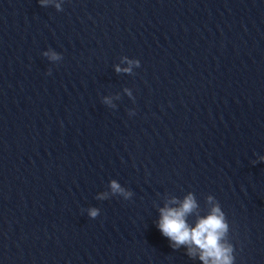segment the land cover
Listing matches in <instances>:
<instances>
[{
  "label": "clouds",
  "instance_id": "obj_1",
  "mask_svg": "<svg viewBox=\"0 0 264 264\" xmlns=\"http://www.w3.org/2000/svg\"><path fill=\"white\" fill-rule=\"evenodd\" d=\"M62 2V0H61ZM41 6H47L54 3V0H39ZM57 11H62L61 3H54ZM52 61H59L62 56L54 51L44 53ZM129 66L126 68L116 67L117 72L131 73L133 67H139L140 61L137 59L130 60L126 56L122 58ZM48 74H51L49 71ZM127 91V89L125 90ZM105 103H110L105 99ZM133 114V113H130ZM264 160V157H261ZM112 193L122 194L125 198L131 195L120 186L115 180L110 184ZM107 193L100 194L98 199L107 198ZM209 202L212 197H209ZM172 203H176L175 200ZM197 208L196 201L192 194H189L180 203L179 207H164L160 209V220L158 228L160 232L167 237L172 246L179 247L185 245L188 247V255L194 256L199 253V259L203 264H234V249L231 243L227 242L228 224L225 221L224 213L219 205H214L207 216L199 217L195 226H190L186 217ZM100 210L91 208L88 214L91 218H96Z\"/></svg>",
  "mask_w": 264,
  "mask_h": 264
}]
</instances>
